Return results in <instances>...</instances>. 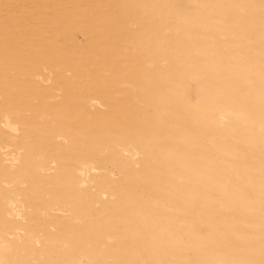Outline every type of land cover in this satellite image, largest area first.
Masks as SVG:
<instances>
[{
    "label": "rangeland",
    "instance_id": "1",
    "mask_svg": "<svg viewBox=\"0 0 264 264\" xmlns=\"http://www.w3.org/2000/svg\"><path fill=\"white\" fill-rule=\"evenodd\" d=\"M0 264H264V0H0Z\"/></svg>",
    "mask_w": 264,
    "mask_h": 264
},
{
    "label": "bare ground",
    "instance_id": "2",
    "mask_svg": "<svg viewBox=\"0 0 264 264\" xmlns=\"http://www.w3.org/2000/svg\"><path fill=\"white\" fill-rule=\"evenodd\" d=\"M145 149V148H144ZM151 156V155H150ZM152 157V156H151Z\"/></svg>",
    "mask_w": 264,
    "mask_h": 264
}]
</instances>
